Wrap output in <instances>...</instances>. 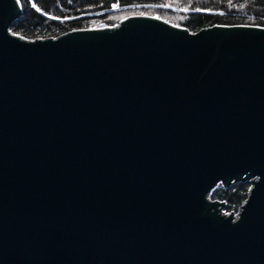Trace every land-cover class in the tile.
Returning a JSON list of instances; mask_svg holds the SVG:
<instances>
[{
  "label": "water",
  "instance_id": "obj_1",
  "mask_svg": "<svg viewBox=\"0 0 264 264\" xmlns=\"http://www.w3.org/2000/svg\"><path fill=\"white\" fill-rule=\"evenodd\" d=\"M22 10L0 0V264H264V25L30 38Z\"/></svg>",
  "mask_w": 264,
  "mask_h": 264
},
{
  "label": "trees",
  "instance_id": "obj_2",
  "mask_svg": "<svg viewBox=\"0 0 264 264\" xmlns=\"http://www.w3.org/2000/svg\"><path fill=\"white\" fill-rule=\"evenodd\" d=\"M22 13L10 24L26 37L57 35L73 27L114 24L131 12L158 14L197 30L219 23L264 25V0H20ZM249 181L217 185L211 197L224 198L225 209H238Z\"/></svg>",
  "mask_w": 264,
  "mask_h": 264
},
{
  "label": "rangeland",
  "instance_id": "obj_3",
  "mask_svg": "<svg viewBox=\"0 0 264 264\" xmlns=\"http://www.w3.org/2000/svg\"><path fill=\"white\" fill-rule=\"evenodd\" d=\"M132 13V12H131ZM134 13V12H133ZM158 15V14H157ZM163 17V16H162ZM165 18V17H164ZM171 21V20H170ZM173 22V21H172ZM176 23V22H175ZM94 25H99V24H94ZM94 25H91V26H94ZM234 209V208H233ZM234 210H236V209H234Z\"/></svg>",
  "mask_w": 264,
  "mask_h": 264
}]
</instances>
